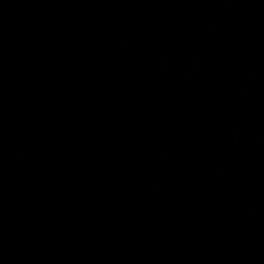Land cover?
Wrapping results in <instances>:
<instances>
[{
  "label": "water",
  "instance_id": "water-1",
  "mask_svg": "<svg viewBox=\"0 0 264 264\" xmlns=\"http://www.w3.org/2000/svg\"><path fill=\"white\" fill-rule=\"evenodd\" d=\"M0 264H264V0H0Z\"/></svg>",
  "mask_w": 264,
  "mask_h": 264
}]
</instances>
